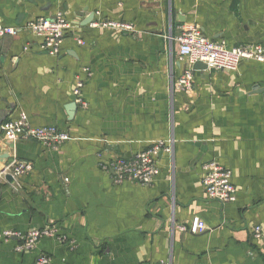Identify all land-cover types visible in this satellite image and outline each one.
Instances as JSON below:
<instances>
[{
	"label": "crops",
	"instance_id": "crops-1",
	"mask_svg": "<svg viewBox=\"0 0 264 264\" xmlns=\"http://www.w3.org/2000/svg\"><path fill=\"white\" fill-rule=\"evenodd\" d=\"M59 10L72 29L50 55L24 26ZM101 20L133 30L93 25ZM0 24L19 28L0 36V125L24 112L32 126L69 135L54 146L0 132L5 164L33 165L12 183L0 177V232L59 228L23 251L20 238L0 236V264L41 254L51 264H264V234H253L264 227V62L193 69L185 90L177 40L197 24L229 48L262 43L264 0H0ZM158 141L171 151L150 184L106 170ZM211 160L232 171L235 201L207 195L202 165ZM195 216L205 232L180 228Z\"/></svg>",
	"mask_w": 264,
	"mask_h": 264
},
{
	"label": "built area",
	"instance_id": "built-area-1",
	"mask_svg": "<svg viewBox=\"0 0 264 264\" xmlns=\"http://www.w3.org/2000/svg\"><path fill=\"white\" fill-rule=\"evenodd\" d=\"M94 26H102L115 31L133 30V26L125 21L101 20L95 22ZM24 28L31 34L42 40V48L50 55H57L61 52L63 44L72 29V25L64 12L59 10L54 17H39L28 21ZM18 27L4 26L0 24V36L17 35ZM177 40L180 43V59L186 63L184 74L179 80V85L185 90L191 89L193 85V66L196 62H204L208 68L222 70H236L242 60L251 59L264 62V42L255 44H244L235 47H227L223 41H215L206 37L197 24H191L183 29ZM79 44H84L81 38L77 39ZM82 82L79 81L74 90L77 101L82 106L87 103L81 97ZM0 132L10 140L16 141L20 137L34 138L48 145L58 146L65 142L69 135L54 125L34 127L22 112L19 118L9 120L0 125ZM171 145L164 141L154 142L147 150L142 151L131 158H119L114 160L105 168L113 171L118 180L128 178L144 184H150L160 171L158 164L159 156L162 152H170ZM33 165L26 161L14 159L5 170L0 173V177L12 174L14 179L26 174ZM202 181L207 195L222 203L235 201L237 189L233 183L232 171L215 160L207 161L202 165ZM184 231L192 234H200L207 230L208 226L199 216H195L189 225L180 226ZM59 228L56 225L41 229L30 230L27 234L6 229L0 232V236L5 239L20 238V245L17 250L23 251L31 248L42 236L58 234ZM253 234L259 238L264 234V227L255 226ZM35 264H51V257L41 254Z\"/></svg>",
	"mask_w": 264,
	"mask_h": 264
},
{
	"label": "water",
	"instance_id": "water-1",
	"mask_svg": "<svg viewBox=\"0 0 264 264\" xmlns=\"http://www.w3.org/2000/svg\"><path fill=\"white\" fill-rule=\"evenodd\" d=\"M208 66L206 63L204 62H196L193 66V69H207ZM74 106L76 108V104H72L70 105V109H74ZM4 148L0 145V173L3 172L5 170L6 167V161L10 156V152L8 151H4ZM5 178L9 181V182H14V177L12 176V174H6ZM0 197H1V191H0Z\"/></svg>",
	"mask_w": 264,
	"mask_h": 264
}]
</instances>
